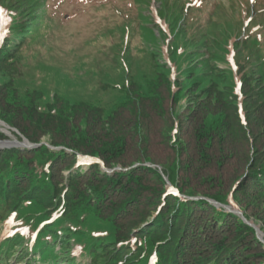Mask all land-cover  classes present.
Returning <instances> with one entry per match:
<instances>
[{
	"label": "trees",
	"instance_id": "obj_1",
	"mask_svg": "<svg viewBox=\"0 0 264 264\" xmlns=\"http://www.w3.org/2000/svg\"><path fill=\"white\" fill-rule=\"evenodd\" d=\"M48 1L2 0L0 119L33 143L49 135L54 148L0 149V264H264L254 227L210 201L264 228V0H175L184 27L171 31L169 54L180 64L150 52L153 75L128 80L111 112L59 95L41 108L42 91L16 86L24 51L57 22ZM228 24L234 65L226 43L198 46L210 59L188 58L191 42L213 45L211 26ZM154 137L171 152L151 153ZM95 159L128 169L108 173Z\"/></svg>",
	"mask_w": 264,
	"mask_h": 264
},
{
	"label": "rangeland",
	"instance_id": "obj_2",
	"mask_svg": "<svg viewBox=\"0 0 264 264\" xmlns=\"http://www.w3.org/2000/svg\"><path fill=\"white\" fill-rule=\"evenodd\" d=\"M174 1L49 0V11L56 13L57 22L48 30L49 36L44 43H34V46L24 51L21 67L23 72L16 78V86L21 93L33 90L42 91L41 108H45L55 95H59L71 102L83 100L101 103L107 110L106 112H111L122 100L123 95L119 89L128 80L139 81L143 74L149 77L153 75L154 68L151 67L149 61L150 52L157 53L159 62L163 64L166 62L165 64L173 70L176 65L180 64L182 54L178 56V61L171 60L169 54V45L175 40L171 31L179 28L183 30L184 27L182 13L179 12L177 5H174ZM250 1V3L253 2V0ZM2 4L0 0V29L5 34L9 19L5 15ZM139 10L154 17L163 27V29L159 28L163 33L158 28L151 30L154 24L152 25L146 19H140ZM230 23H232L231 20ZM244 23V26L238 30L245 31L248 21ZM209 33L214 38V44L211 45L210 42L205 44L202 37L195 39L191 45L189 44L188 58L192 59V62L199 57L200 60H204L209 58V55L197 51L198 46H207L215 50L220 48L223 51V44L226 43L230 49L228 58L234 65L233 43L239 39L236 37L235 26L229 24L211 26ZM187 80L191 81L189 84L194 83L193 79L187 78ZM237 83V91L240 93L238 79ZM0 128H6V126L0 123ZM10 128L4 130H10ZM14 129L11 128V134L6 139L16 137L22 141L23 138L18 137L19 131ZM48 140H50L49 135H44L41 142L45 144ZM148 146L151 153H157V155L165 149L171 152L170 143L160 137L151 138ZM20 148L23 149V147ZM134 154V149H130L126 160L135 159L137 155ZM165 158L166 156L160 159ZM81 163L86 162L81 161ZM165 179L169 181L167 175ZM234 206L240 209L239 206L233 204ZM243 216L245 217L244 213ZM248 221L258 226L264 233L261 222H255L253 218ZM4 233L8 234L9 229H6ZM4 236L5 234L2 235ZM262 237L264 239V234ZM34 239L35 237L32 242ZM11 263H14V260Z\"/></svg>",
	"mask_w": 264,
	"mask_h": 264
},
{
	"label": "water",
	"instance_id": "obj_3",
	"mask_svg": "<svg viewBox=\"0 0 264 264\" xmlns=\"http://www.w3.org/2000/svg\"><path fill=\"white\" fill-rule=\"evenodd\" d=\"M1 30V29H0ZM3 35H4V31H0V43H1V41H2V38H3ZM0 123H2L3 125H5L6 126V128H0L2 131H4L5 133H7L8 135H10L11 133H10V130H4V129H9L10 127L8 126V125H6L3 121H1L0 120ZM12 130H15L14 128H12ZM23 138V140L22 141H19L16 137H14V138H12V139H0V148H9V147H23V148H35V147H38V146H40L41 144H44V142H40V143H32V142H30L26 137H22ZM45 144H47L49 147H53L54 148V146H51L50 144H48V143H45ZM59 148H61V147H59ZM80 157H82L81 155H80ZM83 159V158H82ZM84 160V159H83ZM97 161H99V163H100V165H101V168H102V170L103 171H106V172H108V173H112V172H114V170H127L128 168H122V167H120V166H117V167H115V168H113V169H109V168H106L105 166H104V164H103V162L101 161V160H99V159H96ZM84 161H93L92 159H87V160H84ZM138 164H136V165H134V166H137ZM147 165H150V163H147ZM159 168V171L162 173V168L159 166L158 167ZM167 182H168V185L173 189V190H175L174 188H173V186L171 185V183L167 180ZM177 193V192H176ZM194 198H199V197H194ZM210 201L212 202V203H214V204H216V205H223L227 210H229V211H233V212H235V213H237V214H239L242 218H243V220L246 222V223H248V224H250V225H252L255 229H256V232H257V236H258V238L261 240V241H263L264 242V239H263V232L259 229V227L258 226H256V225H254L252 222H250V221H248L244 216H243V212L238 208V207H236V206H234L233 207V205H225V204H220L219 202H217V201H215V200H213V199H210Z\"/></svg>",
	"mask_w": 264,
	"mask_h": 264
}]
</instances>
